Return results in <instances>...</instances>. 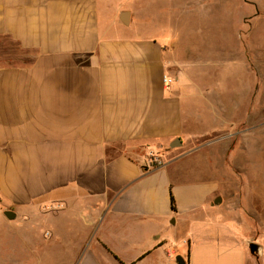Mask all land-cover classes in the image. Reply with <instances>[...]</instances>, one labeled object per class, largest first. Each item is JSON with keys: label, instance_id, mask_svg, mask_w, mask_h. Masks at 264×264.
I'll use <instances>...</instances> for the list:
<instances>
[{"label": "crops", "instance_id": "obj_1", "mask_svg": "<svg viewBox=\"0 0 264 264\" xmlns=\"http://www.w3.org/2000/svg\"><path fill=\"white\" fill-rule=\"evenodd\" d=\"M263 117L264 0H0V261L264 264L229 184Z\"/></svg>", "mask_w": 264, "mask_h": 264}, {"label": "rangeland", "instance_id": "obj_2", "mask_svg": "<svg viewBox=\"0 0 264 264\" xmlns=\"http://www.w3.org/2000/svg\"><path fill=\"white\" fill-rule=\"evenodd\" d=\"M171 34L172 32H168ZM148 36H153L149 32L146 33ZM157 39L163 40L162 37H158ZM264 122V117H263ZM245 130V133H242L241 130ZM237 134L232 135V139L236 141L237 146L239 144L245 142L250 144L256 143L257 139L260 141L261 135L256 133V128L252 127L248 124L237 127ZM218 136H222L219 134ZM207 140H213L212 138H206ZM205 141V140H204ZM198 144V143H197ZM181 151V150H180ZM212 152V151H209ZM241 153V151H239ZM248 154L247 157L244 153L238 154V158L240 161H246L248 165L243 167L234 168L231 166V169L235 170L238 174H244L242 178H246V180L231 182V186H234L237 190L241 191L243 197L239 199L240 201V219L244 222L242 226V233L247 238H264V134H263V145L260 152L252 151L251 156H249L250 151H246ZM240 155H244L243 157ZM211 158V156H210ZM164 161V159H163ZM165 162V161H164ZM212 163V162H211ZM211 163L209 168H211ZM250 164V165H249ZM228 169V168H227ZM226 169V170H227ZM228 171V170H227ZM251 179V180H250ZM228 199V197H227ZM240 232V230H239ZM241 233V232H240ZM4 239L5 233L3 234L0 231V256L4 255ZM256 244V243H255ZM66 246H56L51 247L46 251V264H57L58 256L63 257L64 252L66 251ZM178 256L182 258H186V253H179ZM177 257V256H176ZM176 257L171 260V264L176 262ZM0 264H3V261H0ZM64 264V263H61Z\"/></svg>", "mask_w": 264, "mask_h": 264}, {"label": "water", "instance_id": "obj_3", "mask_svg": "<svg viewBox=\"0 0 264 264\" xmlns=\"http://www.w3.org/2000/svg\"><path fill=\"white\" fill-rule=\"evenodd\" d=\"M180 145H182V142L179 140L177 142V145H173L172 147L175 148L176 146H180ZM220 202H221V199H219V202L218 203H220ZM5 216L9 220H14L16 218V214L13 213L12 211L5 212ZM250 252H251L252 255H256L257 254V252H258V246H257V244H255V243H251L250 244ZM176 263L177 264H186L185 261H184V259L181 256H177L176 257Z\"/></svg>", "mask_w": 264, "mask_h": 264}, {"label": "built area", "instance_id": "obj_4", "mask_svg": "<svg viewBox=\"0 0 264 264\" xmlns=\"http://www.w3.org/2000/svg\"><path fill=\"white\" fill-rule=\"evenodd\" d=\"M171 82V81H168ZM165 165L163 158L160 154L151 152L148 155L147 159V167L150 169L159 168Z\"/></svg>", "mask_w": 264, "mask_h": 264}, {"label": "trees", "instance_id": "obj_5", "mask_svg": "<svg viewBox=\"0 0 264 264\" xmlns=\"http://www.w3.org/2000/svg\"><path fill=\"white\" fill-rule=\"evenodd\" d=\"M171 203H172V210L174 212H176V202H175V199H174V196L171 194Z\"/></svg>", "mask_w": 264, "mask_h": 264}]
</instances>
